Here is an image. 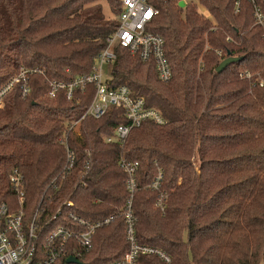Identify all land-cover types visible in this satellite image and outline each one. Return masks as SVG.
<instances>
[{"label": "trees", "instance_id": "1", "mask_svg": "<svg viewBox=\"0 0 264 264\" xmlns=\"http://www.w3.org/2000/svg\"><path fill=\"white\" fill-rule=\"evenodd\" d=\"M150 1L158 13L148 29L163 38L171 78L160 80L153 61L116 46L104 81L127 85L164 122L144 120L119 145L106 138L127 123L120 108L109 106L99 118L85 114L92 84L74 88L71 97L64 89L48 94L51 82L92 72L117 28L118 1L0 0V89L21 70L38 69L27 74L26 95L16 83L2 98L0 203L16 210L9 174L17 170L26 221L36 210L50 228L70 213L90 221L110 217L77 263L66 262L71 250L58 262L111 264L128 250L121 211L129 193L120 160L137 161L136 240L170 261L140 255L136 264H264V25L255 24L247 0L237 12L234 0L183 7L180 0ZM104 2L115 17L105 16ZM255 2L264 12V0ZM228 55L240 59L217 73ZM67 149L74 164L59 184ZM158 169L164 209L149 188Z\"/></svg>", "mask_w": 264, "mask_h": 264}, {"label": "built area", "instance_id": "2", "mask_svg": "<svg viewBox=\"0 0 264 264\" xmlns=\"http://www.w3.org/2000/svg\"><path fill=\"white\" fill-rule=\"evenodd\" d=\"M117 1L119 5L117 28L107 39L105 47L96 56L92 72L88 75H81L67 83L53 81L50 83L48 94L53 96L57 89H64L66 96L71 97L74 88L83 89L87 84H92L94 95L85 114L99 118L109 106L120 108L127 123L117 125L115 133L111 137H107L106 140L121 145L130 130L139 126L144 120H152L157 124H162L164 119L157 109L147 107L142 97L133 95L127 85L110 87L106 84L104 81L105 65L116 58L114 47L117 46L127 50L130 54L138 56L142 62L153 61L158 78L162 81L169 80L172 72L164 53L163 38L148 29L158 10L150 0ZM247 1L251 3L255 24L264 25V12H262L260 6L256 4L255 0ZM241 2L242 0H234L235 12L239 11ZM218 54H220L219 51ZM36 71H38L37 68L23 69L11 78L0 89V106L2 105L3 96L16 83H20L21 93L26 95L29 92L27 74ZM77 123L78 121H75L73 125L75 126ZM73 164L74 154L67 149L66 163L57 176L59 184L66 178ZM120 165L126 174V186L129 193V197L126 199L124 208L121 211L125 224L128 250L122 259L111 264H136V260L140 255H156L168 263L170 256L164 251L140 244L136 240V219L132 212L131 201L137 184L135 177L137 161H125L121 158ZM161 178L162 171L158 169L156 176L149 184V188L158 192L156 205L164 209L163 201L166 193L160 189ZM9 183L17 196L18 206L16 210L10 211L6 203H0V264H59V258L70 250L72 255H68L67 258L74 257L77 260L80 256V250H86L90 246L96 228L110 221V217L103 222L90 221L70 213L69 221L55 228H50L47 226V221L40 222L37 210L32 218L26 221L23 210L25 197L22 175L17 170H13L9 174ZM56 183V181L53 183L54 186ZM59 184L57 187H59ZM71 204V201L67 202V205ZM41 232L47 233L45 238L41 237Z\"/></svg>", "mask_w": 264, "mask_h": 264}, {"label": "water", "instance_id": "3", "mask_svg": "<svg viewBox=\"0 0 264 264\" xmlns=\"http://www.w3.org/2000/svg\"><path fill=\"white\" fill-rule=\"evenodd\" d=\"M178 5L180 6V7H183L184 5H185V2L183 1V0H180L179 2H178ZM240 59V57H236V56H230V55H228L227 57H225L224 59H222L219 63H218V65L216 66V68H215V71L217 72V73H220L227 65H229L231 62H233V61H236V60H239ZM66 262L67 263H77V260L74 258V257H68L67 259H66Z\"/></svg>", "mask_w": 264, "mask_h": 264}, {"label": "rangeland", "instance_id": "4", "mask_svg": "<svg viewBox=\"0 0 264 264\" xmlns=\"http://www.w3.org/2000/svg\"><path fill=\"white\" fill-rule=\"evenodd\" d=\"M185 3H195V4H199V0H183ZM103 12L105 14L106 17H110V18H113L115 17L113 15V13L111 12L109 6L104 2L103 3ZM75 133H79V124H75V127L72 129ZM61 187V186H60Z\"/></svg>", "mask_w": 264, "mask_h": 264}]
</instances>
